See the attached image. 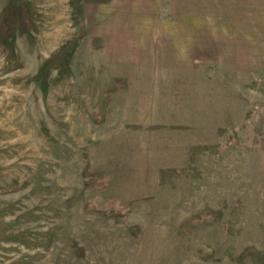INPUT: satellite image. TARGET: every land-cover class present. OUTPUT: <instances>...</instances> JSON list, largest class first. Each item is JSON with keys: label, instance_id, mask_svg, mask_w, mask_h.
<instances>
[{"label": "rangeland", "instance_id": "374dc122", "mask_svg": "<svg viewBox=\"0 0 264 264\" xmlns=\"http://www.w3.org/2000/svg\"><path fill=\"white\" fill-rule=\"evenodd\" d=\"M0 264H264V0H0Z\"/></svg>", "mask_w": 264, "mask_h": 264}, {"label": "trees", "instance_id": "16d2710c", "mask_svg": "<svg viewBox=\"0 0 264 264\" xmlns=\"http://www.w3.org/2000/svg\"><path fill=\"white\" fill-rule=\"evenodd\" d=\"M12 10L9 12V21L13 25L17 24V20L19 19V11L17 10L16 6L12 5L11 6ZM24 9V8H23ZM8 21V22H9ZM7 29V27H5ZM66 57V54H61L59 56V59L62 61Z\"/></svg>", "mask_w": 264, "mask_h": 264}]
</instances>
